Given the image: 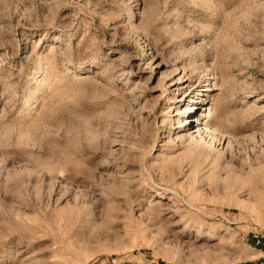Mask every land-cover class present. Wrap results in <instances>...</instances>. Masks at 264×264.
Listing matches in <instances>:
<instances>
[{
  "label": "rangeland",
  "instance_id": "374dc122",
  "mask_svg": "<svg viewBox=\"0 0 264 264\" xmlns=\"http://www.w3.org/2000/svg\"><path fill=\"white\" fill-rule=\"evenodd\" d=\"M0 264H264V0H0Z\"/></svg>",
  "mask_w": 264,
  "mask_h": 264
}]
</instances>
